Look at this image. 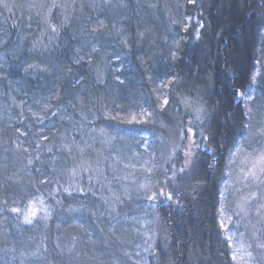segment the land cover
<instances>
[{
  "label": "trees",
  "instance_id": "obj_1",
  "mask_svg": "<svg viewBox=\"0 0 264 264\" xmlns=\"http://www.w3.org/2000/svg\"><path fill=\"white\" fill-rule=\"evenodd\" d=\"M262 61L264 0H0V264H234L220 191Z\"/></svg>",
  "mask_w": 264,
  "mask_h": 264
},
{
  "label": "rangeland",
  "instance_id": "obj_2",
  "mask_svg": "<svg viewBox=\"0 0 264 264\" xmlns=\"http://www.w3.org/2000/svg\"><path fill=\"white\" fill-rule=\"evenodd\" d=\"M250 126L256 130L229 155L220 191L219 225L229 242L234 264H264V172L253 165L264 156V61L259 62L251 79L249 93L244 97ZM173 143L166 161L174 172L185 169L197 143L191 132ZM182 157L176 167L175 151ZM249 170L255 175H246ZM164 196V195H163ZM162 198V197H161ZM221 223L225 227H221Z\"/></svg>",
  "mask_w": 264,
  "mask_h": 264
},
{
  "label": "snow or ice",
  "instance_id": "obj_3",
  "mask_svg": "<svg viewBox=\"0 0 264 264\" xmlns=\"http://www.w3.org/2000/svg\"><path fill=\"white\" fill-rule=\"evenodd\" d=\"M165 103H167V101H165ZM189 131H191V130H189ZM257 165H264V156L259 157L257 163L253 165V168H256ZM180 171L183 172L184 169H181ZM260 171L261 172H264V167H260ZM246 175H253L254 176L255 175V172L252 171V170H249V172ZM170 197H171V193L169 194V198ZM149 199H152V197H149ZM13 211H17L18 212L20 210L19 209H13ZM35 215H36V211H35V209H33L31 207V202H30L29 209H28V214L25 216L26 222H29L30 223L31 220L29 219V217H33ZM221 227L222 228L225 227L223 223H221ZM233 259H235V256H233Z\"/></svg>",
  "mask_w": 264,
  "mask_h": 264
}]
</instances>
